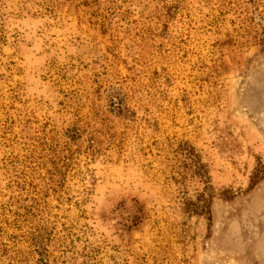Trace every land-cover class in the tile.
<instances>
[{
    "label": "rangeland",
    "instance_id": "1",
    "mask_svg": "<svg viewBox=\"0 0 264 264\" xmlns=\"http://www.w3.org/2000/svg\"><path fill=\"white\" fill-rule=\"evenodd\" d=\"M264 0H0V264H264Z\"/></svg>",
    "mask_w": 264,
    "mask_h": 264
},
{
    "label": "trees",
    "instance_id": "2",
    "mask_svg": "<svg viewBox=\"0 0 264 264\" xmlns=\"http://www.w3.org/2000/svg\"><path fill=\"white\" fill-rule=\"evenodd\" d=\"M264 173V165L262 163L259 164L258 168L256 169L255 173H254V177L257 178L258 176H260V174Z\"/></svg>",
    "mask_w": 264,
    "mask_h": 264
}]
</instances>
